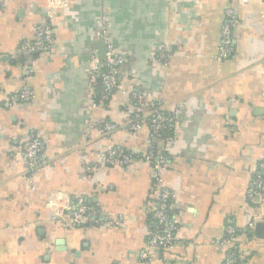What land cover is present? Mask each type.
I'll return each instance as SVG.
<instances>
[{"label":"crops","instance_id":"crops-1","mask_svg":"<svg viewBox=\"0 0 264 264\" xmlns=\"http://www.w3.org/2000/svg\"><path fill=\"white\" fill-rule=\"evenodd\" d=\"M48 1L0 0V264H222L232 247L237 264H264V237L248 229L264 222V191L247 196L264 162V0ZM227 8L236 24L231 54L220 57ZM47 22L53 48L25 58L20 44ZM108 44L124 58V92L105 102L90 66L93 58L102 65ZM133 90L144 94L138 105ZM153 102L172 114L177 135L162 184L178 227L177 241L145 261L156 207L151 165H86L116 147L144 154L148 126L127 124ZM107 121L118 126L109 135ZM30 134L46 161L31 178ZM79 198L124 225L51 219L53 201ZM229 226L233 243H221Z\"/></svg>","mask_w":264,"mask_h":264},{"label":"built area","instance_id":"built-area-1","mask_svg":"<svg viewBox=\"0 0 264 264\" xmlns=\"http://www.w3.org/2000/svg\"><path fill=\"white\" fill-rule=\"evenodd\" d=\"M51 1L53 0H49L48 2ZM50 10L49 17H51ZM235 24V12L232 8H227L224 21L221 25V40L218 46V55L220 57H226L231 54L232 32ZM53 44L52 25L50 22H47L35 27L34 39L30 42L21 43L19 51L25 58H28L34 54L52 49ZM123 62V56L114 51L110 44L106 46L101 66L95 58L92 59L90 72L94 89L101 101L107 102L115 92H124L118 79V70ZM130 96L138 105L144 94L142 91L133 90L130 92ZM20 97L25 101L31 100V94L28 91H22ZM171 124L172 114L167 112L159 102H153L150 104L148 111H135L130 122L127 124V129L131 132H138L144 126H148L149 148L144 154L141 155L135 153L133 150L116 147L106 153H97L94 163L86 165V170L88 171L103 163L111 165L118 163L126 167L136 161H148L151 165L152 181L157 188L155 191L156 207L152 211L149 220L151 224L149 237L140 254L141 258L145 261L149 260L152 255H159L161 250L170 248L177 241L176 230L178 227V220L170 210L172 193L168 187L162 184V175L170 159L169 142L177 136L173 131L169 136L164 133L171 127ZM117 128V124L111 121H107L103 125V131L106 135L111 134ZM23 151L26 172L31 178L46 162L44 144L37 136L30 134V137L23 144ZM262 191H264V162L259 164V168L255 173V178L247 188V196L251 198L254 194L258 192L261 193ZM56 204L55 201L50 204L52 220L59 219L66 223L82 226L94 225L98 227H111L124 225L122 219H108L98 208L88 207L82 198L77 199L72 206L68 201L65 202V204ZM253 227L254 223L249 222L248 229L251 230ZM234 237L235 231L229 226L226 228L225 235L220 242L232 244ZM222 264H237L236 252L233 247L225 253Z\"/></svg>","mask_w":264,"mask_h":264},{"label":"water","instance_id":"water-1","mask_svg":"<svg viewBox=\"0 0 264 264\" xmlns=\"http://www.w3.org/2000/svg\"><path fill=\"white\" fill-rule=\"evenodd\" d=\"M253 232L259 234V237H264V222L258 221L255 222Z\"/></svg>","mask_w":264,"mask_h":264},{"label":"trees","instance_id":"trees-1","mask_svg":"<svg viewBox=\"0 0 264 264\" xmlns=\"http://www.w3.org/2000/svg\"><path fill=\"white\" fill-rule=\"evenodd\" d=\"M166 135H170V133H172V128L169 127L167 131L164 132ZM157 148V147H156Z\"/></svg>","mask_w":264,"mask_h":264}]
</instances>
